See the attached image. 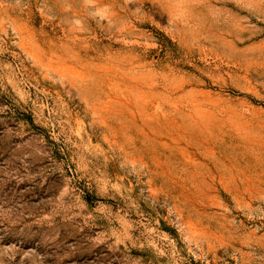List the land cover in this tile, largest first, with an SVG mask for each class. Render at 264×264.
Returning a JSON list of instances; mask_svg holds the SVG:
<instances>
[{"label": "rangeland", "instance_id": "1", "mask_svg": "<svg viewBox=\"0 0 264 264\" xmlns=\"http://www.w3.org/2000/svg\"><path fill=\"white\" fill-rule=\"evenodd\" d=\"M0 264H264V0H0Z\"/></svg>", "mask_w": 264, "mask_h": 264}]
</instances>
